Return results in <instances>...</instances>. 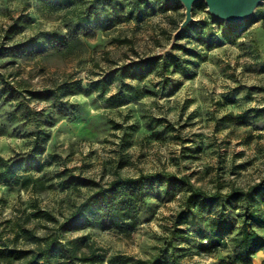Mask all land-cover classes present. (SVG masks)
I'll return each mask as SVG.
<instances>
[{
	"label": "rangeland",
	"instance_id": "rangeland-1",
	"mask_svg": "<svg viewBox=\"0 0 264 264\" xmlns=\"http://www.w3.org/2000/svg\"><path fill=\"white\" fill-rule=\"evenodd\" d=\"M192 12L177 33L179 0H0V156L19 157L13 178L39 179L23 188L0 169V247L38 253L22 225L43 247L55 240L62 264H243L247 213L264 236V0L237 24L205 1ZM127 83L145 94L113 104ZM65 173L100 186L145 177L137 230L66 225L94 190L64 188ZM214 233L226 247L210 250Z\"/></svg>",
	"mask_w": 264,
	"mask_h": 264
},
{
	"label": "trees",
	"instance_id": "trees-1",
	"mask_svg": "<svg viewBox=\"0 0 264 264\" xmlns=\"http://www.w3.org/2000/svg\"><path fill=\"white\" fill-rule=\"evenodd\" d=\"M232 24V23H231ZM124 74V73H123ZM122 74V75H123ZM91 87L101 93L106 92L107 85H102L101 80H95L91 82ZM139 85L124 84L119 91L114 93L110 97V101L117 106L128 103L133 99H140L144 94ZM31 94H38L31 92ZM38 136V135H37ZM38 141V140H37ZM43 150L42 145H38V142L34 144L33 154H39ZM19 157L16 156L11 159H6L0 156V169L4 170V181H12L17 185H21L23 188H29L33 186V183L39 181L35 179L32 181V176H26L22 178H13L11 164L18 162ZM67 177L61 182V186L66 189L80 190L83 187L94 190L90 196L85 199L77 212L73 214L71 218L65 222L66 225L73 224L74 220L79 216L85 217V224L88 226H97L103 230L113 229L120 234L132 235L138 227L139 221V205L145 199V177L140 176L138 178H118L110 181L106 186H100L98 182L93 179L83 177L82 175L68 174ZM264 188V184H263ZM185 215V213H183ZM34 216L38 219H45L47 221L58 222V219L52 215L47 209H38ZM64 224V225H65ZM253 218L250 214H246L243 224V230L240 236L234 238L236 247L238 248L235 260L236 262H243V264H254V255L264 250V236L258 233L254 229ZM19 235H26L29 240L33 242H39V252L29 257L26 255L29 253L25 249L8 250L6 247H0V264H15V259H26L20 264H62L60 255H55L57 246L56 241L53 240L45 244V247L41 245L43 240H47L38 237L32 232V229H28L19 226ZM81 240H76L74 248L70 251L73 252L75 258L77 249ZM227 241L219 233H214L213 238L210 239L209 247L211 251L216 250L218 247H226ZM80 260L88 261L89 257H80ZM109 264H156L155 261L149 259L135 258L133 256L116 255L109 259ZM219 264H234L233 262H227L222 260Z\"/></svg>",
	"mask_w": 264,
	"mask_h": 264
},
{
	"label": "water",
	"instance_id": "water-1",
	"mask_svg": "<svg viewBox=\"0 0 264 264\" xmlns=\"http://www.w3.org/2000/svg\"><path fill=\"white\" fill-rule=\"evenodd\" d=\"M185 7V19L177 33L194 20L193 6L198 1H205L208 11L214 18L237 24L247 19L262 0H179Z\"/></svg>",
	"mask_w": 264,
	"mask_h": 264
},
{
	"label": "crops",
	"instance_id": "crops-1",
	"mask_svg": "<svg viewBox=\"0 0 264 264\" xmlns=\"http://www.w3.org/2000/svg\"><path fill=\"white\" fill-rule=\"evenodd\" d=\"M254 264H264V250L257 252L253 257Z\"/></svg>",
	"mask_w": 264,
	"mask_h": 264
}]
</instances>
